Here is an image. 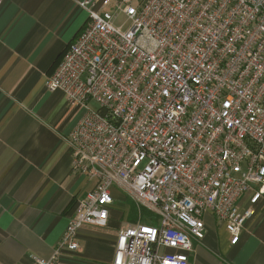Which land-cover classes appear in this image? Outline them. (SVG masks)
Masks as SVG:
<instances>
[{"label": "built area", "instance_id": "1", "mask_svg": "<svg viewBox=\"0 0 264 264\" xmlns=\"http://www.w3.org/2000/svg\"><path fill=\"white\" fill-rule=\"evenodd\" d=\"M78 3L86 23L45 86L85 108L66 141L95 183L36 264L76 251L83 225L105 226L113 187L158 224L139 213L112 264H189L206 213L237 243L264 196V0Z\"/></svg>", "mask_w": 264, "mask_h": 264}, {"label": "crops", "instance_id": "2", "mask_svg": "<svg viewBox=\"0 0 264 264\" xmlns=\"http://www.w3.org/2000/svg\"><path fill=\"white\" fill-rule=\"evenodd\" d=\"M78 1L0 0V264L50 257L78 199L95 183L73 170L66 141L85 108L45 86L86 23ZM112 195L108 223L83 225L78 249L62 252L55 264H112L118 232L139 218L127 194L113 187ZM255 209L235 244L204 214V237L192 240L189 264H264V196Z\"/></svg>", "mask_w": 264, "mask_h": 264}, {"label": "rangeland", "instance_id": "3", "mask_svg": "<svg viewBox=\"0 0 264 264\" xmlns=\"http://www.w3.org/2000/svg\"><path fill=\"white\" fill-rule=\"evenodd\" d=\"M123 18H124L123 15H120L118 20L116 21V23L121 24L123 21ZM91 107H97L96 102L93 100H91ZM137 211H138V214L141 213L142 216H148V215L151 216L152 217V224H158V216L155 213H152L147 208H145V207H141L140 209L137 208Z\"/></svg>", "mask_w": 264, "mask_h": 264}]
</instances>
